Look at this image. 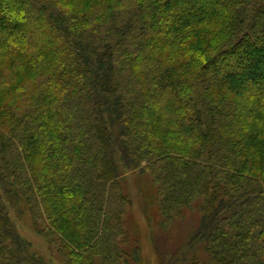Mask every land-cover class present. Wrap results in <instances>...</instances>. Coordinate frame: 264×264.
Wrapping results in <instances>:
<instances>
[{
	"label": "trees",
	"instance_id": "obj_1",
	"mask_svg": "<svg viewBox=\"0 0 264 264\" xmlns=\"http://www.w3.org/2000/svg\"><path fill=\"white\" fill-rule=\"evenodd\" d=\"M263 63L264 0H0V264H43L9 209L65 264H140L135 171L163 229L197 209L190 264H264Z\"/></svg>",
	"mask_w": 264,
	"mask_h": 264
},
{
	"label": "rangeland",
	"instance_id": "obj_2",
	"mask_svg": "<svg viewBox=\"0 0 264 264\" xmlns=\"http://www.w3.org/2000/svg\"><path fill=\"white\" fill-rule=\"evenodd\" d=\"M230 63H233L232 60ZM259 69H264V63ZM249 70V68H244L246 73ZM245 78H247L246 75ZM255 80L260 83L264 82L260 79ZM137 174V171L127 174L123 183L132 198V206L128 214L129 221L134 224L137 218H146V221L143 219V223L145 228H149V236L143 234L136 227L131 230L133 237L137 239L141 247L140 264H190L193 254L183 253L190 234L199 223L200 215L197 209H186L181 217L173 220L167 229H163L160 224L161 216L146 195V192L150 191L149 179L147 176ZM9 215L17 227L20 237L28 243L30 254L40 259L43 264H65L56 249L50 246L32 227L27 213L19 215L17 210L9 209ZM142 227L141 223V229ZM196 255L200 258V264H211L208 261V256L204 253L201 254V250Z\"/></svg>",
	"mask_w": 264,
	"mask_h": 264
}]
</instances>
